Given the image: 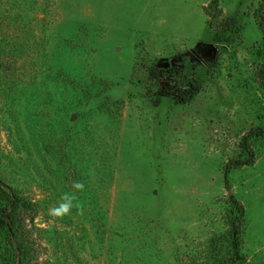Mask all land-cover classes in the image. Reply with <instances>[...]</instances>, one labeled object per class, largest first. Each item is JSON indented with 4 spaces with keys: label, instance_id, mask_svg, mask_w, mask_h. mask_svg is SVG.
<instances>
[{
    "label": "rangeland",
    "instance_id": "rangeland-1",
    "mask_svg": "<svg viewBox=\"0 0 264 264\" xmlns=\"http://www.w3.org/2000/svg\"><path fill=\"white\" fill-rule=\"evenodd\" d=\"M263 9L0 0V264H264Z\"/></svg>",
    "mask_w": 264,
    "mask_h": 264
},
{
    "label": "trees",
    "instance_id": "trees-1",
    "mask_svg": "<svg viewBox=\"0 0 264 264\" xmlns=\"http://www.w3.org/2000/svg\"><path fill=\"white\" fill-rule=\"evenodd\" d=\"M258 20L259 28L262 31L263 39H264V9L260 12L259 16H256ZM264 83V81H263ZM256 136H264V132L261 130L258 131ZM252 137V134L248 135L244 139L243 149L248 154V158L244 161H236L233 162L234 167H240V166H246L253 163L254 159V153L252 152L250 145H249V139ZM17 196L12 194L8 189H6L1 183H0V236L5 237L8 241L11 247L14 248L15 252L17 253V257L19 256V250L16 244L14 243V218H13V212L12 207L16 204L15 200H17ZM233 204L240 215L238 219H236L233 222V229H234V236L237 239V236L240 231V218L244 215V209L241 206L240 203L236 202L235 199L232 197ZM15 257V259H19ZM19 264V263H15Z\"/></svg>",
    "mask_w": 264,
    "mask_h": 264
},
{
    "label": "clouds",
    "instance_id": "clouds-1",
    "mask_svg": "<svg viewBox=\"0 0 264 264\" xmlns=\"http://www.w3.org/2000/svg\"><path fill=\"white\" fill-rule=\"evenodd\" d=\"M74 187L80 191L84 190V185L81 183L75 184ZM74 199H75L74 196H71L66 193L62 197V200L64 202L60 203L59 207H57L56 209H50L49 215L54 216V217H59V218L69 215L73 207H79L78 204L73 203Z\"/></svg>",
    "mask_w": 264,
    "mask_h": 264
}]
</instances>
